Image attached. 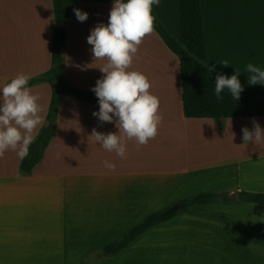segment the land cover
I'll use <instances>...</instances> for the list:
<instances>
[{
	"label": "crops",
	"instance_id": "obj_1",
	"mask_svg": "<svg viewBox=\"0 0 264 264\" xmlns=\"http://www.w3.org/2000/svg\"><path fill=\"white\" fill-rule=\"evenodd\" d=\"M113 3L74 5L66 24L64 76L91 89L106 60L93 59L90 31L108 23ZM152 9L162 26L195 60L216 72L264 70V0H160ZM51 0H0V89L20 73L29 80L49 70L55 29ZM224 60L229 66L222 67ZM128 71L145 75L163 117L157 135L137 147L126 140L123 159L90 136L118 133L115 120L92 115L99 107L72 96L61 102L57 130L39 166L20 174L9 149L0 158V264H100L90 255L119 240L150 214L205 191L264 194V138L243 145L241 129H264L262 118L187 119L181 102L178 58L153 31ZM38 95L45 124L47 84ZM95 94V93H94ZM111 115V114H110ZM104 161L116 165L114 171ZM103 264H264V206L210 204L154 226Z\"/></svg>",
	"mask_w": 264,
	"mask_h": 264
},
{
	"label": "clouds",
	"instance_id": "obj_2",
	"mask_svg": "<svg viewBox=\"0 0 264 264\" xmlns=\"http://www.w3.org/2000/svg\"><path fill=\"white\" fill-rule=\"evenodd\" d=\"M159 3L160 0H114L107 25L98 24L87 37V43L92 46L93 59L106 60L99 68L103 78L98 79L91 89L99 103V111L92 115L108 123L113 122L115 117L118 128V133L107 134L93 128L90 136L121 159L126 154V140L135 139L138 148L146 145L157 135L158 125L163 119L158 114L159 99L150 94L151 85L147 77L137 71H128L139 45L154 31L152 6ZM73 11L79 22L87 20L86 12L79 9ZM220 65L227 67L229 62L224 60ZM207 71L210 74L216 72L215 65L208 67ZM246 71L250 74L247 78L249 85H264V70L249 63ZM240 74L239 70L231 76L216 72L214 94L218 102L224 99L221 93L225 90L233 100L240 98L243 91L238 79ZM29 79L28 75L20 73L0 89V158L9 149L15 151L19 159L26 158L34 140L33 133L42 123L39 113L43 109L37 103L40 97L32 94L27 87ZM241 131L243 145L264 138V129L255 119L251 131L246 127ZM104 167L114 171L116 165L104 161Z\"/></svg>",
	"mask_w": 264,
	"mask_h": 264
},
{
	"label": "trees",
	"instance_id": "obj_3",
	"mask_svg": "<svg viewBox=\"0 0 264 264\" xmlns=\"http://www.w3.org/2000/svg\"><path fill=\"white\" fill-rule=\"evenodd\" d=\"M54 13L55 29L52 37L51 66L45 73L28 81L27 86L47 84L51 89V98L46 114L45 124L40 129L29 146V154L21 160L19 171L23 176L31 175L39 166L44 153L57 130L58 113L62 99L72 96L78 100L99 107L98 98L94 93L73 87L64 76V49L66 40V24L74 5L82 2L109 4L114 0H51ZM127 2V0H123ZM154 31L168 50L179 60L181 80V102L184 117L187 119H212L220 121L233 118H262L264 117V85H249L247 80L240 81L243 91L238 100H233L225 90L221 95L224 99L217 101L214 94L216 72L209 73L205 65L191 57L177 40L162 26L152 9ZM63 29L62 39L59 40L58 30ZM252 203L264 206V194L240 192L228 195L222 192L205 191L184 198L172 205H177L175 213L165 214V210L157 211L147 216L134 226L119 240L104 246L100 255L105 258L118 256L126 247L139 236L156 225L164 223L191 209L210 205H232Z\"/></svg>",
	"mask_w": 264,
	"mask_h": 264
},
{
	"label": "rangeland",
	"instance_id": "obj_4",
	"mask_svg": "<svg viewBox=\"0 0 264 264\" xmlns=\"http://www.w3.org/2000/svg\"><path fill=\"white\" fill-rule=\"evenodd\" d=\"M65 97H68V96H65ZM64 97V98H65ZM63 98V99H64ZM63 99H62V101H63ZM59 114V113H58ZM57 123H58V120H57ZM104 247V246H103ZM102 247V248H103ZM102 248H98V249H96L94 252H92V254L90 255V257L91 258H94V255L96 256V258H99L100 259V264H103V263H106V262H108V261H110V260H112L113 258H115V257H113V258H105V257H102L101 255H100V251H101V249ZM117 257V256H116Z\"/></svg>",
	"mask_w": 264,
	"mask_h": 264
},
{
	"label": "water",
	"instance_id": "obj_5",
	"mask_svg": "<svg viewBox=\"0 0 264 264\" xmlns=\"http://www.w3.org/2000/svg\"><path fill=\"white\" fill-rule=\"evenodd\" d=\"M58 34H59V40L62 39V36H63V29L62 28H59L58 30ZM178 210V206L177 205H173L172 207L168 208L166 211H165V214H171V213H175L177 212Z\"/></svg>",
	"mask_w": 264,
	"mask_h": 264
}]
</instances>
